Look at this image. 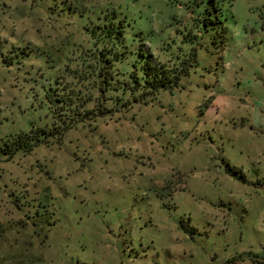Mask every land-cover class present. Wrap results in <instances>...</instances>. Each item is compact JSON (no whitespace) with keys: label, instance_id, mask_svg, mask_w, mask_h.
I'll use <instances>...</instances> for the list:
<instances>
[{"label":"rangeland","instance_id":"rangeland-1","mask_svg":"<svg viewBox=\"0 0 264 264\" xmlns=\"http://www.w3.org/2000/svg\"><path fill=\"white\" fill-rule=\"evenodd\" d=\"M110 11L177 75L52 129ZM0 264H264V0H0Z\"/></svg>","mask_w":264,"mask_h":264},{"label":"trees","instance_id":"trees-1","mask_svg":"<svg viewBox=\"0 0 264 264\" xmlns=\"http://www.w3.org/2000/svg\"><path fill=\"white\" fill-rule=\"evenodd\" d=\"M113 15H115L113 11L105 13L96 26L90 28L87 26L92 37L96 36V44L100 45L97 49L98 53L94 54V63L91 64L90 72L98 97L95 99L87 95L81 97L73 87H62L55 81L58 85L51 87L52 94H47L54 124L52 129L65 130L78 122H83L86 118L106 112L109 108L106 107L105 102L121 101L122 95L127 92L133 96L136 93L151 94L158 87H165L166 81H169L171 76L174 78L177 75L174 69H168L164 64L150 58L151 56L145 58L141 50L133 55L125 43L123 24L125 20H115ZM127 54L129 62L126 66H117ZM89 101L94 102L91 107L87 106ZM52 129L48 131L39 127L30 129L29 133H20L17 139L41 142L44 140L39 139L38 133L47 135ZM235 260L236 257L233 256L227 262Z\"/></svg>","mask_w":264,"mask_h":264},{"label":"crops","instance_id":"crops-1","mask_svg":"<svg viewBox=\"0 0 264 264\" xmlns=\"http://www.w3.org/2000/svg\"><path fill=\"white\" fill-rule=\"evenodd\" d=\"M227 262V261H226ZM229 262H233V261H229Z\"/></svg>","mask_w":264,"mask_h":264}]
</instances>
